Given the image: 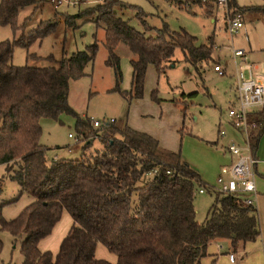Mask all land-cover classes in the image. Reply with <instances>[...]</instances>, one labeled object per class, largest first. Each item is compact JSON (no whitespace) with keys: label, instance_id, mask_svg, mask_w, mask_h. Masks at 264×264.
<instances>
[{"label":"trees","instance_id":"16d2710c","mask_svg":"<svg viewBox=\"0 0 264 264\" xmlns=\"http://www.w3.org/2000/svg\"><path fill=\"white\" fill-rule=\"evenodd\" d=\"M45 1L0 0V25H8L14 33L23 29L29 16L19 24L20 11ZM111 1L108 8L97 5L90 10L96 11L95 23L104 30L105 62L114 71V89L125 98H140L148 65L164 73L176 48L196 73L201 63L215 64L211 35L206 43L195 44L191 34L169 32L166 25L156 35H146L150 28L144 20L145 31L136 30L115 10L126 4ZM176 2L182 6V0ZM190 2L205 17H212L216 0ZM226 7L241 13L242 23L244 11L264 13V5L237 6L234 0H226ZM82 15L64 14L63 22L74 29L70 19ZM137 15L141 20L144 13L139 10ZM56 26L57 19L41 20L28 42L23 35L0 41V164L22 192L33 196L14 217L0 214V229L9 231L14 240L25 234L21 264H113L95 255L98 242L116 255L115 264H199L211 240H224L228 251L243 254L244 243L259 235L256 210L245 202V195L210 190L180 152L163 148L156 138L126 123L107 120L96 128L93 120L81 118L69 105V80L82 77L87 64L94 62L96 42L70 54L63 49L58 60L48 55L53 65L11 62L14 47L41 41ZM119 44L132 54L128 91L118 86L121 72L115 49ZM62 113L76 118L78 141L86 142L79 158L48 159L46 147L39 142L40 120H57ZM248 118L255 122L249 133L254 156L264 126V104ZM93 138L99 139L102 149L87 154ZM199 188L214 194L200 221L195 219L192 202ZM63 210L72 222L53 255L51 250H41L38 240L50 233Z\"/></svg>","mask_w":264,"mask_h":264},{"label":"rangeland","instance_id":"374dc122","mask_svg":"<svg viewBox=\"0 0 264 264\" xmlns=\"http://www.w3.org/2000/svg\"><path fill=\"white\" fill-rule=\"evenodd\" d=\"M119 1L126 6L115 8L118 15L138 31H145V22L150 28L145 31L146 35H156L164 25L169 32L184 30L191 34L195 44L206 43L207 37L211 35L214 45L211 56L215 63H223V61L227 63L225 76H219L212 70L213 62L199 64V74L196 73L184 61L180 49L176 48L173 61L164 73L158 74L152 65L146 68L140 98H125L114 89V71L105 62L107 51L103 44L104 30L95 23L96 11L90 10L97 5L108 8L107 6L112 4L111 0H57V3L46 0L37 8L27 6L20 11L18 18V23L21 24L29 16L25 27L14 33L8 25H0V41L13 40L23 35L28 42L32 29L41 20L64 21V14L76 15L83 12L82 17L75 16L74 19H70L74 22V29H69L65 23L66 29L58 24L55 31L41 41H32L27 46L14 47L11 62L15 65L39 67L53 65L55 63L46 58L48 55L51 54L58 60L61 58L63 49L70 54L77 50H84L87 45L96 42L97 51L94 62L87 64L82 77L69 80V105L81 118L97 120L100 124L107 120H115L126 123L132 129L136 128L135 130L139 128L147 130L149 132L145 133L151 136H153L151 133L158 135L168 146L165 149L176 148L175 152H180L181 158L196 171L201 180L207 186H213L218 163L222 160L220 151L222 148L219 143L224 142L225 139L219 137L218 133L223 128L228 130L226 109L228 99L233 95L232 80L228 76L232 70V63L228 61L229 50L230 47L242 49L246 52V57L250 51V59L247 58V61L263 66L264 59L262 56L257 59V53L264 51V22L262 21L264 18L257 12L243 13L242 27L229 36L225 29V20L231 16L232 11L224 5L216 3L212 17H205L199 7L190 2L191 0H182V6H179L176 0ZM234 1L238 6L264 5V0ZM139 10L144 13L140 15L141 20L137 15ZM115 52L119 57L121 72L118 86L120 91H128L131 81L129 60L132 54L124 44H119ZM216 57L220 59H215ZM75 122L74 116L65 113L60 114L57 120L49 118L40 120L42 131L39 142L46 147L48 159L79 158L81 148L86 142L78 141ZM236 139L234 138V141L239 142V139ZM101 149L102 144L99 139L93 138L86 153L95 154ZM143 181L144 177L139 184L141 185ZM213 195L207 191L203 193L195 191L192 202L196 220L200 221L206 216L209 205L213 201ZM32 200L33 196L22 192L19 185L7 177L5 166L0 164V214L7 219L12 218ZM68 219L67 210H63L58 223H67ZM24 236L25 234H22L14 240L9 231L0 229L2 240L0 262L21 264L20 243ZM60 238L53 244L56 248V251L52 252L53 255L58 250ZM102 247L105 253L98 246L95 255L112 261L107 253L113 255V252L104 245ZM115 261L114 254V264Z\"/></svg>","mask_w":264,"mask_h":264},{"label":"built area","instance_id":"2783aa9c","mask_svg":"<svg viewBox=\"0 0 264 264\" xmlns=\"http://www.w3.org/2000/svg\"><path fill=\"white\" fill-rule=\"evenodd\" d=\"M57 0H51L54 3ZM218 5L226 8V0H216ZM226 32L231 36L242 26L241 13L234 11L225 20ZM232 63L231 80L233 95L226 109L228 125L237 134L239 142L230 140L225 145V151L231 160L219 167L214 178V185L209 186L210 190L220 193H238L245 195V202L254 206V165L255 157L252 155L249 146V133L255 127V122L250 120L249 114L254 108L262 107L264 104V81L256 79L255 67L252 62L247 61L246 53L242 49L230 47L229 59ZM227 63H215L212 70L219 76L225 75ZM95 127L100 126V122L93 120ZM222 135L223 132L218 133ZM69 136H71L69 134ZM197 193H203L199 188ZM233 254L228 253L231 260Z\"/></svg>","mask_w":264,"mask_h":264},{"label":"crops","instance_id":"0c3cea01","mask_svg":"<svg viewBox=\"0 0 264 264\" xmlns=\"http://www.w3.org/2000/svg\"><path fill=\"white\" fill-rule=\"evenodd\" d=\"M246 12L247 11H244V13H246ZM258 15L262 16L264 18V13L263 14L259 13ZM262 21L264 22V19ZM58 24L61 27H63L64 29H66L64 27L65 24L62 20L57 19V26H58ZM248 54L250 55L251 52L249 51ZM249 55L247 57L248 59H250ZM260 56H262V59H264V51L257 53V59H259ZM218 58L219 57H216L215 59H218ZM223 63H224V61H223ZM263 64H264V60H263ZM254 67H255L254 72L256 74V79L258 81L263 82L264 81V65L260 66L259 64L255 63ZM225 74H226V72H225ZM223 76H225V75H223ZM228 76L231 78V71L228 74ZM230 99H232V97H230L228 99V102L231 101ZM260 109H261V107H256V108H254L253 111L257 112V111H260ZM226 125L228 126V128H227L228 130H225L223 128L222 129L223 134L222 135L218 134L219 137H222L225 139H224V142L220 141V143H219V145L222 148L220 150L222 160H220L218 163L217 171H216L215 175L218 173L219 167L221 165L227 164L231 160L229 154L225 151L226 143H228L230 140H234V138H237L236 140H238V136L234 132V130L228 124H226ZM138 130L143 131V132H149V131L141 129V128H139ZM151 134L153 136H155V138L159 141V144L163 148H168V146H166L161 141V138L158 135L153 134V133H151ZM171 150L175 151L176 148L173 147V148H171ZM254 157L256 159V162L254 165V171H255V174H254V187H255L254 208L256 210L259 235L254 240L246 241L244 243L243 249H242L244 251L243 254H241V251L240 252L228 251L227 250V244L224 240H211L207 243L206 250H205L206 252L203 256L200 257L199 264H264V126H263V130L260 134V137H259V140L257 143V147L254 151ZM60 158H64V157H60ZM60 158L55 157L54 159H60ZM71 222H72V220H71L70 215H69V219H68L67 223H58V221H57L54 224V226L52 227V230L50 231V233L38 240V247L41 250H47L48 249V250H51L52 252L56 251V248L53 247V244L56 241H58L60 237H61L60 239L63 238V236L67 233V231L71 225ZM60 241H59V244H60ZM98 246L103 251V253H105V251L102 247L103 244L100 242H98L96 244L95 251H96V248ZM229 252L233 254L231 260L228 257ZM107 256L110 257V259H112L111 262L114 264V253H113V255H110L109 253H107ZM102 258H104V257H102ZM115 258H116V255H115Z\"/></svg>","mask_w":264,"mask_h":264}]
</instances>
